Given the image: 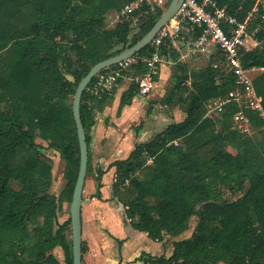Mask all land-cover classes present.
<instances>
[{"label":"trees","instance_id":"obj_1","mask_svg":"<svg viewBox=\"0 0 264 264\" xmlns=\"http://www.w3.org/2000/svg\"><path fill=\"white\" fill-rule=\"evenodd\" d=\"M130 1L0 0V264H73L71 219L61 221L59 213L65 201L71 203L80 168L72 108L76 88L94 64L136 44L165 11L142 7L133 15L137 33L132 37L133 18L108 29L109 11ZM216 1L239 22L250 17L251 29L260 25L256 38L264 39L262 6L254 12L257 0ZM201 31L196 28L194 34ZM8 46L11 52L5 56ZM152 51L149 44L135 55ZM162 53L175 62L174 85L165 93L164 104L170 105L191 79L186 116L110 165L116 167L113 198L124 205L132 226L155 241L180 235L195 215L198 222L188 238L174 241L171 255L144 253L140 259L145 264H264V139L255 141L233 122L239 109L234 102L218 115L208 113L209 100L236 86L231 66L218 51L207 67L189 73L176 50L166 44ZM242 62L264 68V46L245 50ZM146 70L139 60L126 73L135 78ZM254 84L263 113L250 107L245 111L258 127L264 126V70L254 76ZM138 94L132 82L118 113ZM108 97L90 95L87 89L82 95L88 144L96 108ZM38 138L66 163L67 182L58 196L51 191L53 165ZM146 170L149 178L143 179L140 174ZM91 172L89 150L87 176ZM105 172L97 170L98 198ZM240 192L243 195L230 198ZM118 242L121 247L124 240ZM57 248L64 253L63 261L54 253ZM82 262L87 264L83 256Z\"/></svg>","mask_w":264,"mask_h":264},{"label":"crops","instance_id":"obj_2","mask_svg":"<svg viewBox=\"0 0 264 264\" xmlns=\"http://www.w3.org/2000/svg\"><path fill=\"white\" fill-rule=\"evenodd\" d=\"M116 12L117 10H111L107 14L106 27L108 29L112 28L111 25L115 28L118 23ZM209 47L193 56H186L183 52L177 51L179 61L186 65L189 73H192L209 62L212 57L210 55L216 54V49L209 51ZM207 52L210 53L209 58H207L208 61L205 58ZM200 55L202 56L199 57ZM174 69L175 62L171 58L165 60L156 75L157 80L152 91L148 95H136L131 104L122 108L121 113H118V108L123 93L130 87L127 82L132 78L131 75L122 79L121 83H118L116 88L114 87L115 90L113 89L110 94H107L109 97L96 108V120L90 132L92 139L89 144L92 165L90 174L94 176L88 185H86V177L81 206L82 240L86 247L83 258L87 264H145L140 259L144 253L171 255L173 252L175 240L171 238L174 235H165L162 241H155L149 238L146 232L138 231L132 226L131 220L126 216L124 205L113 198L116 167H110V165L116 160L129 157L137 143L151 141L162 130L153 136L155 131L162 128L164 130L171 124L173 120H170V117L165 118L160 115L156 106L161 107L160 102L169 89L168 86H170ZM260 72L257 71L255 74ZM160 81L165 84L163 89H157V84ZM154 96H158L159 99ZM138 98L141 100L138 101ZM150 98L158 103L151 105L147 122L142 127L133 128L134 124L137 125L138 120L144 115L146 104ZM135 103L138 104V107L133 116L130 113L134 110ZM180 103L179 96H177L175 102L173 101L170 106L176 108L175 105ZM163 106L169 105L164 104ZM139 109L140 114L138 113V116L137 111ZM166 119L169 121H166L165 124L162 123L163 125L160 127L158 125L160 121L164 122ZM150 130L151 132H149ZM99 168L106 171L102 178V198L94 196L97 188L96 175ZM118 240H124L121 247Z\"/></svg>","mask_w":264,"mask_h":264},{"label":"built area","instance_id":"obj_3","mask_svg":"<svg viewBox=\"0 0 264 264\" xmlns=\"http://www.w3.org/2000/svg\"><path fill=\"white\" fill-rule=\"evenodd\" d=\"M169 0H131L116 12L119 22L122 19H131L142 7L154 8L165 7ZM264 11V0H257L254 12ZM208 7H211L210 9ZM250 18V17H249ZM249 18L239 22L237 18L230 15L224 8L217 7L216 0H183L176 13L168 20L152 40V53L142 56H132L111 67L99 72L95 81L86 89L90 95L101 97L110 94L119 80L128 78L126 73L133 64L140 60L146 64L147 70L140 76L135 77L139 94L148 95L155 84V77L159 73L162 63L166 60L162 53V46L183 52L186 56H193L203 51L210 45L215 46L226 58L235 76V88L231 89L225 96L215 98L212 104L215 108L208 106V113L212 115L215 109L223 110L229 103H236L239 109L234 117L236 124L244 133H250L252 122L246 114L245 108L250 107L263 113L262 97L257 93L254 76L255 72L263 71V67H245L242 55L245 50H251L256 46H264V39L259 40L255 34L260 25L250 28ZM264 21V12L261 22ZM196 28L202 31L195 35ZM219 112V113H220Z\"/></svg>","mask_w":264,"mask_h":264},{"label":"water","instance_id":"obj_4","mask_svg":"<svg viewBox=\"0 0 264 264\" xmlns=\"http://www.w3.org/2000/svg\"><path fill=\"white\" fill-rule=\"evenodd\" d=\"M183 0H171L170 4L156 21L150 31L136 44L122 51L121 53L106 58L94 64L89 72L83 76L79 82L74 97H73V115L77 126V133L80 143V168L77 181L74 187L72 200L70 203V219H71V239H72V256L73 264H83L82 262V220H81V206L83 202V191L85 187L88 163H89V144L87 142L85 127L81 118L80 105L82 95L94 77L102 70L111 67L125 59H128L138 53L142 48L148 46L161 28L168 22V20L176 13Z\"/></svg>","mask_w":264,"mask_h":264},{"label":"rangeland","instance_id":"obj_5","mask_svg":"<svg viewBox=\"0 0 264 264\" xmlns=\"http://www.w3.org/2000/svg\"><path fill=\"white\" fill-rule=\"evenodd\" d=\"M167 8V7H166ZM166 8L164 7V10H166ZM136 20L137 19H135V18H133V20H132V22H133V25H134V32H133V34L131 35V37L133 36V35H135V33H137V27H136ZM108 24V23H107ZM111 29H113L114 28V26L113 25H111ZM214 49H216V54L218 53L217 52V48L216 47H214V46H210L209 47V51H212V50H214ZM10 52H11V47L10 46H8L5 50H4V55L6 56H8V55H10ZM209 52H207L206 54H205V58L207 59V58H209ZM216 54H213V55H216ZM213 55H210V57L211 56H213ZM202 55H200L199 57H201ZM205 59V60H206ZM209 59H207V61H208ZM209 64V62H206V64L204 65V66H202V68H200V69H203V68H205V67H207V65ZM67 76L70 78V79H72L73 77L71 76V75H69V74H67ZM132 82H135V79H134V77H132L131 79H129L128 80V82H127V85L129 86V85H131L132 84ZM164 82H162V81H160L158 84H157V89H163L164 88ZM174 85V80H173V78H172V80H171V83H170V86H168V87H171V86H173ZM191 90H192V85H191V79L187 82V85L185 86V88L183 89V88H181V91H180V94H179V96H180V98H181V103L180 104H177V105H175L176 106V108H172L170 105L169 106H167V107H165V106H163L164 105V103L163 102H160V104H161V107H158V105L156 106V108H158V111H159V113H160V115H162V116H164L165 118L166 117H170V120H173L172 122H176V121H178V120H181V119H183V117L185 116V114H186V108H187V105L189 104V101H190V95H191ZM143 97V96H142ZM154 97H157L158 99H159V97L158 96H154ZM153 97V98H154ZM144 98V97H143ZM152 98H150V100L147 102V104H146V111L144 112V115L141 117V119L140 120H138V123H137V125H135L134 124V127L133 128H136L137 129V127H142L143 125H144V123L145 122H147V118H149V116H150V111H151V105L152 104H157L158 102L156 101V100H154V99H152ZM215 99V98H214ZM214 99H211L212 100V102L214 101ZM141 99H139L138 98V101H140ZM211 100H209L208 102H207V105H209V107L210 108H215V105L214 104H212V102H211ZM153 101V102H152ZM174 102H175V99L173 100ZM135 108H134V110L132 111V113H130V115H133L134 116V114H136V109H137V107H138V104L137 103H135ZM140 107H141V105H139ZM160 106V105H159ZM142 109V108H141ZM140 112V109L137 111V114ZM219 112H220V110H218V109H215L214 110V112L212 113V114H214V115H218L219 114ZM140 114V113H139ZM139 114H138V116H139ZM175 120V121H174ZM166 121H169L168 119H166V120H164V122H161L160 121V124H158L160 127H162V125L163 124H165L166 123ZM171 122V123H172ZM233 122H235L236 123V120H235V117L233 116ZM163 123V124H162ZM158 126V127H159ZM157 129V128H156ZM161 130H163V128L162 129H159V130H157V131H155V133L153 134V136H155L158 132H160ZM149 132H151V130L149 131ZM250 135H252V137L255 139V141H257V142H261V140H263L264 139V126L262 125V126H258V127H254L253 125H251V129H250V133H249ZM148 138V137H147ZM146 140H149V139H146ZM38 142L41 144V146H42V152H43V154H44V156L45 157H47L48 159H50V161H51V163H52V165H53V186H52V189H51V191L56 195V196H58L60 193H61V191L63 190V188L65 187V185H66V182H67V180H66V178H65V176H64V171H65V166H66V163H65V161H63L61 158H60V156H59V153L58 152H56L55 150H53V149H48V148H46V143L43 141V140H41V139H39L38 138ZM229 149L232 151V152H235V150L233 149V148H231V147H229ZM148 163L150 164L151 163V160H149L148 161ZM148 175H149V171L148 170H146V171H144L143 173H141L140 174V177L141 178H143V179H147V178H149L148 177ZM93 176L94 175H91V174H88V176H87V182H86V185H88L89 183H90V181L92 180V178H93ZM241 195H243V192H240L237 196H232V197H230L231 199H236L238 196H241ZM60 214V220L61 221H64V220H66V219H68L69 217H70V202H68V201H65L64 203H63V209L61 210V212L59 213ZM197 222H198V216H193L192 218H191V220H190V222H189V226H188V228H187V230L186 231H184L183 233H181L180 235H178V236H170V237H172L171 239L172 240H178V239H183V238H188L192 233H193V230H194V228H195V226H196V224H197ZM70 228H71V226H70ZM170 240V239H169ZM171 241V240H170ZM54 253L59 257V259L61 260V261H63L64 260V253H63V251L62 250H60V249H56L55 251H54Z\"/></svg>","mask_w":264,"mask_h":264}]
</instances>
